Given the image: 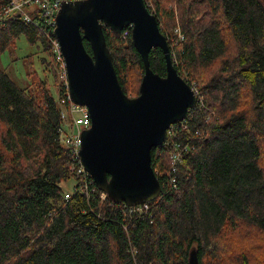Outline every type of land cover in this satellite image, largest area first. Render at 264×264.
<instances>
[{
    "label": "trees",
    "instance_id": "obj_1",
    "mask_svg": "<svg viewBox=\"0 0 264 264\" xmlns=\"http://www.w3.org/2000/svg\"><path fill=\"white\" fill-rule=\"evenodd\" d=\"M146 4L199 96L177 133L182 162L172 167L174 145L152 149L162 192L141 215L64 190L74 175L59 139L52 85L61 96L68 88L58 67L42 58L54 81L37 78L33 90L0 68V264H189L192 250L199 264H264V0ZM178 25L185 38L173 42ZM104 31L123 90L139 95L145 65L132 28ZM22 34L53 57L46 32L15 17L0 26V56ZM149 59L165 76L163 50Z\"/></svg>",
    "mask_w": 264,
    "mask_h": 264
},
{
    "label": "water",
    "instance_id": "obj_2",
    "mask_svg": "<svg viewBox=\"0 0 264 264\" xmlns=\"http://www.w3.org/2000/svg\"><path fill=\"white\" fill-rule=\"evenodd\" d=\"M104 25L115 33L132 28L145 73L139 95L125 93L107 44ZM55 34L67 65L74 103L89 108L91 126L83 130L81 161L98 188L117 203L153 201L162 192L152 166V149L163 145L172 124L186 119L199 96L176 68L167 37L145 0H80L64 3ZM91 45L90 53L84 43ZM164 52L167 73H156L149 55ZM189 264H199L192 250Z\"/></svg>",
    "mask_w": 264,
    "mask_h": 264
},
{
    "label": "built area",
    "instance_id": "obj_3",
    "mask_svg": "<svg viewBox=\"0 0 264 264\" xmlns=\"http://www.w3.org/2000/svg\"><path fill=\"white\" fill-rule=\"evenodd\" d=\"M76 1L80 0H8L6 3L0 5V26L5 24L8 18L15 17L16 19H20L46 32L50 39L51 52L55 60V65L58 67L59 79L63 81L66 86L68 85L67 65L60 42L55 34V28L57 26V15L62 5L64 3ZM184 38L185 35L180 25H178L171 40L174 42L183 40ZM61 107V119L63 124L60 128L59 139L71 153V171L73 172L74 178H76L74 191H80L86 194L89 201L92 200L93 194L99 199L105 200L109 197L108 194L98 188L92 175L83 165L79 155L82 145L83 130L90 128L92 124L89 108L85 105L74 103L69 91L63 98ZM179 127H182L183 130L188 129L184 121L172 124L167 130V139L163 144V146H175V151L172 152V167L174 169H176L178 163L182 162L183 151L187 150V147H182L176 141L177 133L180 129ZM172 181H175V179ZM71 193H73V191ZM71 193H66L67 199L71 197ZM150 203L151 201H146L136 205H125L129 207V211L132 214L141 215L151 209Z\"/></svg>",
    "mask_w": 264,
    "mask_h": 264
},
{
    "label": "rangeland",
    "instance_id": "obj_4",
    "mask_svg": "<svg viewBox=\"0 0 264 264\" xmlns=\"http://www.w3.org/2000/svg\"><path fill=\"white\" fill-rule=\"evenodd\" d=\"M38 46L39 43L31 44L27 37L22 34L0 56V68L5 70L23 88L33 90L36 79L45 78L46 75H49L51 82L54 81V78L50 76L41 64V59L48 58L54 64L55 60ZM52 91L57 99L60 97L59 102L61 104L65 95L61 96L59 94V86L52 85ZM75 185V178L62 183V187L66 191H74Z\"/></svg>",
    "mask_w": 264,
    "mask_h": 264
}]
</instances>
